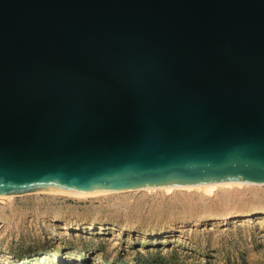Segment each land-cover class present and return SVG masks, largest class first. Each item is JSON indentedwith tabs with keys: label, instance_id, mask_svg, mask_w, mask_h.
I'll use <instances>...</instances> for the list:
<instances>
[{
	"label": "water",
	"instance_id": "water-1",
	"mask_svg": "<svg viewBox=\"0 0 264 264\" xmlns=\"http://www.w3.org/2000/svg\"><path fill=\"white\" fill-rule=\"evenodd\" d=\"M264 184V0H0V195Z\"/></svg>",
	"mask_w": 264,
	"mask_h": 264
},
{
	"label": "rangeland",
	"instance_id": "rangeland-1",
	"mask_svg": "<svg viewBox=\"0 0 264 264\" xmlns=\"http://www.w3.org/2000/svg\"><path fill=\"white\" fill-rule=\"evenodd\" d=\"M245 188L0 199V264H264V192Z\"/></svg>",
	"mask_w": 264,
	"mask_h": 264
},
{
	"label": "bare ground",
	"instance_id": "bare-ground-1",
	"mask_svg": "<svg viewBox=\"0 0 264 264\" xmlns=\"http://www.w3.org/2000/svg\"><path fill=\"white\" fill-rule=\"evenodd\" d=\"M236 187H238V188H244V187H246L247 189H251L252 191H254L255 193L256 192H260V191H263L264 192V184H255V183H249V182H242V181H223V182H214V183H201V184H190V185H169V186H161V187H147V188H143V189H135V190H130V191H90V192H73V193H71V192H62V191H54V190H39V191H34V192H28V193H23V194H9V195H0V199L1 200H4L5 201V199H8V200H11V199H14L15 197H25V196H32V195H41V194H44V195H62V196H71V197H97V196H108V195H121V194H123L124 193V195H128V194H125V193H135V192H139L140 193V191H142V192H156V193H158L159 191L160 192H163V193H171V192H175V191H178V190H195V192H196V190L197 191H202V192H205V193H208V194H212V193H214L215 191H217V190H219L220 188H223V189H231V188H236ZM245 188V189H246ZM246 189V190H247ZM238 190V189H237ZM246 190H245V193H246ZM248 190V191H249ZM228 191V190H227ZM192 192V191H191ZM242 192H243V189H242ZM217 193V192H216ZM248 193V192H247ZM254 193V194H255ZM143 194V193H142ZM145 194V193H144ZM149 194V193H148ZM162 194V193H161ZM186 194H188V193H186ZM193 194V193H192ZM219 194V193H218ZM244 194V193H243ZM242 194V195H243ZM145 195H147V194H145ZM183 195V194H182ZM190 195V194H189ZM216 195V194H215ZM223 195V194H222ZM241 195V194H240ZM132 196V195H131ZM138 196V195H137ZM184 196H185V194H184ZM232 196V195H231ZM230 196V197H231ZM113 197V196H112ZM116 197V196H115ZM119 197V196H118ZM130 197V196H129ZM128 197V198H129ZM180 197H182V196H180ZM187 197H188V195H187ZM186 197V198H187ZM191 197V196H190ZM246 197V196H245ZM250 197V196H249ZM127 198V197H126ZM193 198V197H192ZM218 198V197H217ZM245 199H247V198H245ZM258 199V198H257ZM219 200V199H218ZM233 200V199H232ZM264 199H262V201H263ZM121 201V200H120ZM249 201V200H248ZM248 201H247V203H248ZM251 201V200H250ZM259 201V200H258ZM187 202V201H186ZM192 202V201H191ZM224 202V201H223ZM253 202V201H252ZM193 203V202H192ZM206 203V202H205ZM210 203V202H209ZM208 203V204H209ZM218 203V202H217ZM232 203V202H231ZM238 203V202H237ZM242 203V202H241ZM247 203H245L244 205H246ZM260 203V202H259ZM188 204H189V201H188ZM194 204H195V202H194ZM202 204V203H201ZM230 204V203H229ZM239 204V203H238ZM257 204H258V202H257ZM193 205V204H192ZM195 205H197V204H195ZM216 205V207H218V205L217 204H215ZM220 205V204H219ZM231 205V204H230ZM252 205H253V203H252ZM262 204H260V206H261ZM187 206H189V205H187ZM194 206V205H193ZM192 206V207H193ZM198 206V205H197ZM200 206V205H199ZM210 206V205H209ZM221 206V205H220ZM241 206V205H240ZM239 206V207H240ZM247 206V205H246ZM255 206V205H254ZM264 206V205H263ZM182 207V206H181ZM186 206H184V208H185ZM211 207H212V205H211ZM222 207V206H221ZM232 207V206H231ZM249 207V206H248ZM258 207V206H257ZM262 207V206H261ZM183 207H182V209H184ZM206 208V207H205ZM224 208V207H223ZM229 208H230V206H229ZM263 208V207H262ZM261 208V209H262ZM186 209V208H185ZM184 209V210H185ZM189 209H191L190 207H189ZM215 209V208H214ZM219 209V208H218ZM226 209V208H225ZM232 209V208H231ZM241 209V208H240ZM249 209V208H248ZM251 209V208H250ZM257 209V208H256ZM116 210V209H115ZM161 210V209H160ZM197 210H198V208H197ZM200 210V209H199ZM220 210H221V208H220ZM187 211V210H186ZM214 211V210H213ZM223 211V210H222ZM221 211V212H222ZM233 211H235V210H233ZM237 211V210H236ZM241 211H242V209H241ZM244 211V210H243ZM250 211V210H249ZM191 212V211H190ZM195 212V211H194ZM218 212V211H217ZM245 212V211H244ZM116 213V212H115ZM189 213V212H188ZM111 214V213H110ZM131 214H133V213H131ZM197 214V213H196ZM199 214V213H198ZM216 214V213H215ZM261 214H263V216H264V212H262V213H257L256 214V216H258V217H260L261 216ZM186 215V214H185ZM190 215V214H189ZM217 215V214H216ZM111 216V215H110ZM193 216H195V214L193 215ZM210 216V215H209ZM255 216V214H252V213H241V214H239L238 216H234L233 215V218L232 219H234L235 221L238 219V217L240 218V217H250V218H252V217H254ZM155 217V216H154ZM186 217V216H185ZM166 220V219H165ZM114 221V220H113ZM197 222H199L198 220H196ZM238 221V220H237ZM196 222V223H197ZM153 225V224H152ZM74 226V228L75 229H78L79 227H80V224H75V225H73ZM89 228H93V225L92 224H88L87 225ZM101 227H102V225H100ZM155 226H156V224H155ZM162 226V225H161ZM161 233L162 232H164V231H160ZM155 233H159V232H155ZM78 254L77 253H75L74 254V258H73V262L75 261H77V259L79 258L78 256H77ZM26 261H28V256L27 255H24V256H22L20 259H19V262H20V264H24Z\"/></svg>",
	"mask_w": 264,
	"mask_h": 264
}]
</instances>
